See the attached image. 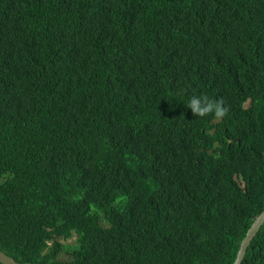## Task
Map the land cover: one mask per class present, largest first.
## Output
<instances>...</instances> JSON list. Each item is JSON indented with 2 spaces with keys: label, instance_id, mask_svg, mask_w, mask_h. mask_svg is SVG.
<instances>
[{
  "label": "trees",
  "instance_id": "16d2710c",
  "mask_svg": "<svg viewBox=\"0 0 264 264\" xmlns=\"http://www.w3.org/2000/svg\"><path fill=\"white\" fill-rule=\"evenodd\" d=\"M263 207L264 0H0V250L232 264Z\"/></svg>",
  "mask_w": 264,
  "mask_h": 264
},
{
  "label": "water",
  "instance_id": "95a60500",
  "mask_svg": "<svg viewBox=\"0 0 264 264\" xmlns=\"http://www.w3.org/2000/svg\"><path fill=\"white\" fill-rule=\"evenodd\" d=\"M264 223V207L263 209L255 216L249 228L247 229L244 237L242 238L239 248L236 252L235 258L232 264H241L244 261V256L247 248L249 247L252 239L259 231L261 225ZM0 263L2 264H31L29 262H18L10 255L6 254L0 250Z\"/></svg>",
  "mask_w": 264,
  "mask_h": 264
},
{
  "label": "rangeland",
  "instance_id": "374dc122",
  "mask_svg": "<svg viewBox=\"0 0 264 264\" xmlns=\"http://www.w3.org/2000/svg\"><path fill=\"white\" fill-rule=\"evenodd\" d=\"M63 249L58 255V259H67L68 258V252L73 250L76 246L75 242V236L73 235L72 237L68 239H60Z\"/></svg>",
  "mask_w": 264,
  "mask_h": 264
}]
</instances>
